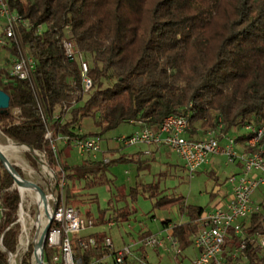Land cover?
Instances as JSON below:
<instances>
[{
  "label": "trees",
  "instance_id": "obj_1",
  "mask_svg": "<svg viewBox=\"0 0 264 264\" xmlns=\"http://www.w3.org/2000/svg\"><path fill=\"white\" fill-rule=\"evenodd\" d=\"M11 7L30 29L20 27L18 42L5 48L11 56L18 53V44L23 46L36 68L31 80H20L11 74L10 57L0 65V90L10 96L9 108L0 110V131L27 146L30 155L45 156L55 180V206L62 201L71 206L81 203L84 190L107 184L114 161L69 164L64 157L69 145L57 156L47 137L49 129L54 138L67 136L73 142L102 137L127 123L157 130L168 116L188 111L192 125L188 136L193 139L206 137L220 125V132L227 135L233 128L264 126V0H11ZM66 38L75 41L89 63L90 90L84 88L79 63L66 55ZM15 110L20 111L19 119ZM87 118L94 120L97 133L76 130ZM236 139L247 141L248 133ZM258 148L264 149V137ZM124 160L137 162L139 169L149 167ZM166 197L155 206L175 204L188 217L171 229L185 251L192 247L195 222L206 208L189 205L184 197ZM20 201L14 178L0 161V236L11 252L19 243ZM261 207L243 222L247 235L264 232L263 203ZM131 213L116 210L114 219L126 220ZM106 214L101 211L96 226L110 222ZM149 234L141 232L139 237ZM90 237L97 240V247L84 254V262L106 253L100 233L74 235L77 252L82 253L79 243ZM240 242L232 234L227 244L231 248ZM244 257V264H264V249L247 243ZM28 259L30 254L25 264ZM0 264H9L1 249Z\"/></svg>",
  "mask_w": 264,
  "mask_h": 264
},
{
  "label": "built area",
  "instance_id": "obj_2",
  "mask_svg": "<svg viewBox=\"0 0 264 264\" xmlns=\"http://www.w3.org/2000/svg\"><path fill=\"white\" fill-rule=\"evenodd\" d=\"M0 20L3 21L4 34L0 40L2 46L11 47L13 42H18L20 27L30 29V23L24 20L11 7V0H0ZM40 30L43 27H39ZM18 44V43H17ZM63 46L68 58H73L80 66L82 82L85 90H90L93 82L89 76V63L82 52L79 51L75 41L64 39ZM18 53L10 56L12 62L11 74L20 80H31L36 68L35 59L29 56L23 46H17ZM191 111L183 114L170 115L161 123L157 130L148 127L141 128L135 134L117 139L118 143L125 147L145 145L148 148H167L176 153L183 161L184 167L191 174L200 171L210 162L214 155L225 154L231 163L241 165V173L228 179L229 193L225 201H218L211 208L205 209L202 216L195 222L196 232L192 237V247L196 256L190 260L187 258L179 242L172 236L171 229L158 234H149L139 237L131 245H123L117 248L110 237H105L103 246L105 255L100 259L84 262V254L97 247V240L90 237L82 241L79 246L82 253L79 254L73 242L74 235L96 227V220L92 216L83 215L74 206L65 201L59 206L49 209L47 226H53L42 235L36 237L22 236L19 238L16 251H8L2 244V250L7 253L9 264H25L28 255L29 264H155L149 261L148 250L169 255L177 264H244L243 260L247 243L264 249V232L247 235L243 229V222L262 210L264 204V149L258 148L260 140L264 137V126H245L249 139L246 141L247 149L237 150L236 137L217 131H209L206 137L193 139L188 135L192 131L190 121ZM47 137L58 156V144H71L83 153L96 155L102 150L101 136H89L70 142L67 136L54 138L48 131ZM226 140L224 149L221 141ZM146 154L151 150L147 149ZM108 163L109 159L103 160ZM66 180L62 183V193L65 192ZM256 194L260 195V199ZM108 226L112 228L113 222ZM234 234L240 239L238 246L229 248L228 239ZM43 243L40 245L41 239Z\"/></svg>",
  "mask_w": 264,
  "mask_h": 264
},
{
  "label": "rangeland",
  "instance_id": "obj_3",
  "mask_svg": "<svg viewBox=\"0 0 264 264\" xmlns=\"http://www.w3.org/2000/svg\"><path fill=\"white\" fill-rule=\"evenodd\" d=\"M3 34V21L0 20V40ZM9 57L8 50L0 44V65L5 66L6 59ZM19 114L20 111L15 110L17 118ZM81 127L84 131L96 129L92 118L85 119ZM76 130H79V128L77 127ZM232 130L231 133L234 136L247 133L244 129L233 128ZM137 132L136 126L127 123L104 134L102 138L110 141L113 145H120L117 141L118 138L130 136ZM224 146L222 144L221 148L224 149ZM0 147L5 148V154L9 162L22 171L23 177H21L35 183L43 190L47 197V207L51 209L57 192L54 189V176L47 167L45 156L40 152H36L35 156L30 155V149L27 146L18 145L4 136L1 131ZM65 147L66 144L59 143L58 151ZM68 147L65 156L69 155V159L65 158L69 164L78 165L85 159H94L98 155L83 153L71 144ZM138 147H142V145L110 151L107 156L114 163L109 167L107 184L84 190L81 203L73 205L79 208L83 215L90 212L96 221L100 218L101 211H105L107 212L105 219L109 220L111 218L110 222L114 223L112 228L108 226L109 222L98 225L83 232L79 235L80 237L100 233L105 237H110L117 248L123 245H131L139 238L141 232L149 231L151 234L162 232L164 227H168V225L162 224L164 221L168 220V224L177 225L188 220V217L180 212L178 205L171 204V206L167 204L166 208L155 206L158 202H166V196L170 198L184 197L187 204L208 209L218 201H225L230 189L228 179L241 173L237 162L231 163L227 155L218 154L212 156L210 162L203 166L200 171L191 175L184 167L181 158L167 148H165L161 157L152 162L151 166L139 169L137 162L124 160L130 159V153ZM80 154H83V156ZM120 158L124 159L118 161ZM148 185H156L157 189H150ZM15 188L20 189L16 184ZM64 194V192L61 193L63 197ZM257 197L260 199V195L256 194ZM20 198L18 212L21 225L20 237L22 235L23 237L31 236L34 238L38 232L43 235L47 228L48 216L43 215L40 223L38 222L41 208L36 193L28 190L24 193L20 192ZM122 208H126L132 213L126 220L114 219L115 211ZM1 217L2 208L0 204V220ZM0 249L2 250L1 236ZM184 252L186 256L192 255L193 247L186 249ZM148 253L150 254L149 261L152 263L173 264L169 255L157 256L151 250H148Z\"/></svg>",
  "mask_w": 264,
  "mask_h": 264
},
{
  "label": "crops",
  "instance_id": "obj_4",
  "mask_svg": "<svg viewBox=\"0 0 264 264\" xmlns=\"http://www.w3.org/2000/svg\"><path fill=\"white\" fill-rule=\"evenodd\" d=\"M84 122V121H83ZM83 122H82V125H83ZM134 125V124H132ZM136 126V130L140 131L141 130V127L140 126H137V125H134ZM241 129H244V128H241ZM245 130V129H244ZM99 130L96 128L95 130H89V131H84L83 128L81 127L79 129V133L80 134H89V133H97ZM233 131V130H232ZM134 132V131H133ZM229 136H232V137H239V136H242V135H239V136H234L232 135L231 131L228 133ZM244 135V134H243ZM226 145V140H222V143L221 145ZM68 148H72V147H68ZM125 148V146H122V145H113L110 143V141H107V140H104L102 141V150L100 153H98V155L94 158L95 160H104V159H109L108 158V153L110 151H118V150H121ZM147 149H150L151 150V153L148 155L145 153V151ZM247 149V146H246V141H238L237 142V150L238 151H244ZM76 150V149H75ZM165 150V148H156V147H151V148H148L146 147L145 145H142V147H138L136 149H134L131 153H130V159H134L135 161H138L139 163L140 162H145V164L143 163V165H146L148 164L149 166L152 165V162L155 161L156 158L158 157H161L163 155V151ZM66 153V151H65ZM81 156H83V154H80ZM5 157L7 158L6 154H5ZM64 157H67L69 159V155L68 156H65L64 154ZM8 159V158H7ZM89 159V158H87ZM86 160V159H85ZM110 160V159H109ZM141 164V163H140ZM238 166H239V169H241L242 171V168H241V165L239 163H237ZM184 223V222H182ZM163 224V223H162ZM175 225H170L168 224V227H164V230L162 232H166V230L168 229H171L172 227H174ZM161 233V232H160ZM153 252V251H151ZM156 253V252H154ZM147 254L149 255V258H150V254L147 252ZM157 256H160L161 254L159 253H156ZM196 256V251L193 249V253L192 255H188L187 258L185 259L186 261L187 260H190L192 258H194ZM172 258V257H171ZM172 262L173 264H177V261H174L173 258H172Z\"/></svg>",
  "mask_w": 264,
  "mask_h": 264
},
{
  "label": "bare ground",
  "instance_id": "obj_5",
  "mask_svg": "<svg viewBox=\"0 0 264 264\" xmlns=\"http://www.w3.org/2000/svg\"><path fill=\"white\" fill-rule=\"evenodd\" d=\"M0 151L5 155V148L0 147ZM16 185L20 188L21 193H24L25 191H34L37 195V200L39 203V206L41 208V212L40 215L38 217V222L40 223L41 218L43 215H46L49 217L50 212L49 209L47 207V197H45L44 195L41 194V192L39 191V189L37 188V185L35 183H32L28 180H25L24 178H22L20 175H16ZM23 215V214H21Z\"/></svg>",
  "mask_w": 264,
  "mask_h": 264
},
{
  "label": "water",
  "instance_id": "obj_6",
  "mask_svg": "<svg viewBox=\"0 0 264 264\" xmlns=\"http://www.w3.org/2000/svg\"><path fill=\"white\" fill-rule=\"evenodd\" d=\"M70 61H74L73 58H69ZM10 106V96L5 93L4 91L0 90V110H6ZM0 161L4 165V167L8 170V172L13 176L15 184H16V175H19L18 172L16 171L15 167L9 162V160L5 157V155L0 151ZM39 191L41 192L42 195L46 197V194L43 192V190L37 186ZM19 192L20 189H18ZM52 220L50 221V224L47 226L45 233L50 229ZM44 237L40 241V245L43 243Z\"/></svg>",
  "mask_w": 264,
  "mask_h": 264
}]
</instances>
